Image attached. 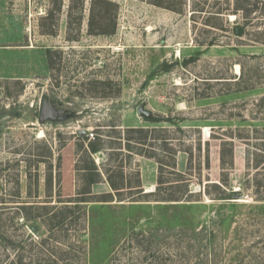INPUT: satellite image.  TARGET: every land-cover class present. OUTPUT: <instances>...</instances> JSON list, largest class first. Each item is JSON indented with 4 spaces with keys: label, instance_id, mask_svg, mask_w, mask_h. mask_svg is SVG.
Masks as SVG:
<instances>
[{
    "label": "rangeland",
    "instance_id": "1",
    "mask_svg": "<svg viewBox=\"0 0 264 264\" xmlns=\"http://www.w3.org/2000/svg\"><path fill=\"white\" fill-rule=\"evenodd\" d=\"M78 1L0 0V264H264V0H114L112 35L86 0L71 42Z\"/></svg>",
    "mask_w": 264,
    "mask_h": 264
},
{
    "label": "trees",
    "instance_id": "2",
    "mask_svg": "<svg viewBox=\"0 0 264 264\" xmlns=\"http://www.w3.org/2000/svg\"><path fill=\"white\" fill-rule=\"evenodd\" d=\"M146 2L158 6V7H162L165 9H169V10H173L176 11L178 13H183V5H184V0H145ZM74 2H72L73 5ZM85 3L86 0H79L77 3V6L79 7L78 12L76 15L74 13V9L73 7L71 8V10H69L68 13V21H67V39L71 42L73 41H78L79 40V32L82 29V25H83V21H84V11H85ZM91 7H90V18H89V22H88V32L90 35H112L117 31L118 28V12L120 9V4L114 0H91ZM242 6V5H241ZM246 6V5H243ZM245 8V7H242ZM98 9V11H97ZM56 12H60L61 11V7L57 6L56 7ZM195 11H199V12H205V9H194ZM201 13V14H202ZM196 13H193V15ZM218 17H222L221 14H223V12L217 11ZM55 15L54 10H51L49 15L47 16V20L50 18H53ZM192 15V16H193ZM215 16V15H213ZM208 23L209 26H212L214 28H222L219 25H215V24H211L210 23V19H208V21H206ZM52 26V27H51ZM51 26L45 24L44 25V29H42V33L44 34H50V35H56L57 33V28L58 25L51 23ZM46 27V29H45ZM234 31L238 36H242L245 32V29L243 27L240 26H236L234 27ZM214 42H210L208 43V45H214ZM48 60H49V64L51 67L54 66V62H53V56H52V49H48ZM127 131L129 132H135V133H140L141 136L139 137V141L137 139V141L135 142L136 144H133L132 141V137H128L126 138L127 141L125 143V147L131 152L134 153L135 150H138V147H143L147 144L148 140H149V130H146L145 128H129L127 129ZM89 134H83L82 136L88 140L87 141V147L85 148V153L87 155H89V158L91 154L94 153H98L100 151H105L108 148H111L107 145L106 141L104 139H100L98 138L97 140H92L90 139V136H88ZM122 142V141H121ZM81 146H84V144H81ZM115 148V147H113ZM117 148V147H116ZM118 148H122L118 147ZM151 157H156V155H154V153L149 154ZM226 153L225 150L222 151V156L221 159L223 161V164L225 165V159H226ZM232 161V160H231ZM87 167H84V169L92 171L93 173L90 175V178L87 179V185L89 186V188L91 187V185L96 184L101 182V178H102V173L99 170V166L95 163L94 159H91V165H86ZM124 180V179H123ZM108 181L110 183V185L113 187V189L117 190V192L119 193L120 191V187H118V183H116L115 181H113L110 177V175H108ZM216 187L221 188L220 184H216ZM125 187H129V185L124 186ZM123 188V187H122ZM91 191H86L85 193H80V194H90ZM226 193V192H225ZM231 193V194H230ZM229 195H224L222 197H220L221 199H229L232 198L234 195L239 194L238 191H230ZM231 195V196H230ZM123 200V199H121ZM69 201V200H68ZM73 201V200H70ZM74 201H87L84 198H78ZM105 201H112V200H105Z\"/></svg>",
    "mask_w": 264,
    "mask_h": 264
},
{
    "label": "water",
    "instance_id": "3",
    "mask_svg": "<svg viewBox=\"0 0 264 264\" xmlns=\"http://www.w3.org/2000/svg\"><path fill=\"white\" fill-rule=\"evenodd\" d=\"M140 112L141 113H144V108L143 107H141L140 108ZM145 114L147 115V116H149L150 115V112H145ZM46 117H48V115H47V111L46 110H44V111H42V114H41V119H46ZM83 133H86V131H82Z\"/></svg>",
    "mask_w": 264,
    "mask_h": 264
},
{
    "label": "built area",
    "instance_id": "4",
    "mask_svg": "<svg viewBox=\"0 0 264 264\" xmlns=\"http://www.w3.org/2000/svg\"><path fill=\"white\" fill-rule=\"evenodd\" d=\"M88 134H89V136H90V139L94 138L95 133L90 132V133H88Z\"/></svg>",
    "mask_w": 264,
    "mask_h": 264
},
{
    "label": "bare ground",
    "instance_id": "5",
    "mask_svg": "<svg viewBox=\"0 0 264 264\" xmlns=\"http://www.w3.org/2000/svg\"><path fill=\"white\" fill-rule=\"evenodd\" d=\"M152 189H154V188H152ZM152 189H148V190H152Z\"/></svg>",
    "mask_w": 264,
    "mask_h": 264
}]
</instances>
